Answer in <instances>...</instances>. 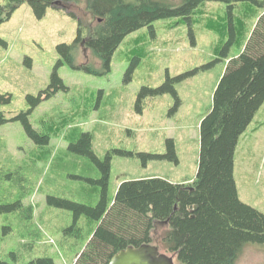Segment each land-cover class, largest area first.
Wrapping results in <instances>:
<instances>
[{
    "label": "rangeland",
    "instance_id": "obj_1",
    "mask_svg": "<svg viewBox=\"0 0 264 264\" xmlns=\"http://www.w3.org/2000/svg\"><path fill=\"white\" fill-rule=\"evenodd\" d=\"M232 4L229 9L225 2L202 1L188 18L158 19L127 34L111 57L110 71L102 75L75 69L65 57L69 52L74 65L100 68L91 50L72 46L79 22L84 27L97 21L83 2L57 1L39 18L24 0L0 25L5 42L0 46V94L10 96L9 102L0 101V112L10 119L31 109L32 128L50 136L39 160L45 149L35 145L20 121L0 125V167L20 169L23 203L33 208L32 225L24 229L14 221L15 229L0 242V260L75 262L96 223L84 214L74 223L73 212L49 198L95 207L103 177L97 162L110 161L104 192L108 204L124 181H193L200 120L211 108L225 64L241 52L262 13L251 0ZM62 45L72 47L60 52ZM53 73L64 88L50 87ZM29 95L42 99L34 105ZM81 133L92 136L91 156L69 149ZM170 144L176 159L170 158ZM233 176L239 200L264 213V101L238 139ZM164 230L157 226L156 240ZM235 264H264V244H246Z\"/></svg>",
    "mask_w": 264,
    "mask_h": 264
},
{
    "label": "trees",
    "instance_id": "obj_2",
    "mask_svg": "<svg viewBox=\"0 0 264 264\" xmlns=\"http://www.w3.org/2000/svg\"><path fill=\"white\" fill-rule=\"evenodd\" d=\"M36 17H42L55 2H83L85 10L95 19L93 26L79 22L72 46L83 44L100 62V68L90 64L74 65V55H65L75 69L102 75L110 71L111 57L124 37L158 20L171 17L188 18L198 4L210 0H26ZM228 3L242 0H215ZM262 8L261 15L241 52L228 59L212 95V105L199 123V158L197 173L189 183H171L158 177L124 181L108 204L104 192L110 161L97 162L103 173L102 195L95 207L64 199L49 198V203L70 209L75 223L80 214L95 221L84 249L73 264H108L111 257L129 246L159 245L174 255L179 264H235L248 243L264 244V213L241 202L233 176V157L240 135L252 121L264 101V0H251ZM24 0H6L0 5V25L7 21ZM232 16V10L230 11ZM72 15V13H71ZM230 33L234 27L230 23ZM5 42L0 38V46ZM62 45L58 50L71 49ZM64 88L57 74L51 76V86ZM42 98L27 96L32 104ZM9 102L10 96L1 95ZM31 109L7 119L0 112V125L20 121L35 145L45 149L48 133L37 132L28 120ZM4 144L0 140V153ZM69 149L86 155L92 153V136L81 133ZM37 156L40 160L45 153ZM170 158L176 159L173 145ZM24 175L0 167V242L15 229L14 221L28 229L32 225L33 208L25 205ZM10 216V217H9ZM73 223V224H74ZM158 225L165 227L155 239ZM75 225L68 228L71 231ZM19 245L25 247L26 242ZM37 264H53L50 258ZM0 264H8L0 260Z\"/></svg>",
    "mask_w": 264,
    "mask_h": 264
},
{
    "label": "water",
    "instance_id": "obj_3",
    "mask_svg": "<svg viewBox=\"0 0 264 264\" xmlns=\"http://www.w3.org/2000/svg\"><path fill=\"white\" fill-rule=\"evenodd\" d=\"M108 264H173V258L160 253L158 247L154 245L143 244L118 251Z\"/></svg>",
    "mask_w": 264,
    "mask_h": 264
}]
</instances>
